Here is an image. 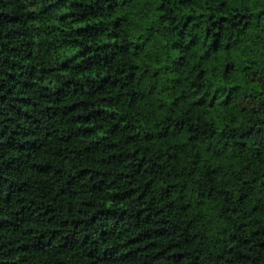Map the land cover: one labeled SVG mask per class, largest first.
Listing matches in <instances>:
<instances>
[{"label": "trees", "instance_id": "obj_1", "mask_svg": "<svg viewBox=\"0 0 264 264\" xmlns=\"http://www.w3.org/2000/svg\"><path fill=\"white\" fill-rule=\"evenodd\" d=\"M0 264H264V0H0Z\"/></svg>", "mask_w": 264, "mask_h": 264}]
</instances>
